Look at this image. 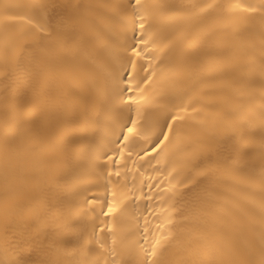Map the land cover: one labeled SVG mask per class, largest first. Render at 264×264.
<instances>
[{"label": "bare ground", "instance_id": "1", "mask_svg": "<svg viewBox=\"0 0 264 264\" xmlns=\"http://www.w3.org/2000/svg\"><path fill=\"white\" fill-rule=\"evenodd\" d=\"M0 264H264V0H0Z\"/></svg>", "mask_w": 264, "mask_h": 264}, {"label": "snow or ice", "instance_id": "2", "mask_svg": "<svg viewBox=\"0 0 264 264\" xmlns=\"http://www.w3.org/2000/svg\"><path fill=\"white\" fill-rule=\"evenodd\" d=\"M140 2H141V0H133V3L135 4V5H140ZM128 132L129 133H131V132H133V128L132 127H129L128 128ZM167 137H165V139H166ZM109 211H111V208H109ZM153 255H155V251H153Z\"/></svg>", "mask_w": 264, "mask_h": 264}]
</instances>
